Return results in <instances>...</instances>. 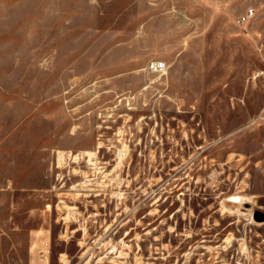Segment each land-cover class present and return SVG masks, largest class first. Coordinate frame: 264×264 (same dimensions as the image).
<instances>
[{"label":"rangeland","instance_id":"obj_1","mask_svg":"<svg viewBox=\"0 0 264 264\" xmlns=\"http://www.w3.org/2000/svg\"><path fill=\"white\" fill-rule=\"evenodd\" d=\"M0 264H264V0H0Z\"/></svg>","mask_w":264,"mask_h":264},{"label":"built area","instance_id":"obj_2","mask_svg":"<svg viewBox=\"0 0 264 264\" xmlns=\"http://www.w3.org/2000/svg\"><path fill=\"white\" fill-rule=\"evenodd\" d=\"M254 15H255L254 9L250 8L243 15L240 16V18L238 19V23L244 24L248 22L251 18H253ZM149 68L151 71L154 72H165L166 63L160 60H154L150 63Z\"/></svg>","mask_w":264,"mask_h":264}]
</instances>
